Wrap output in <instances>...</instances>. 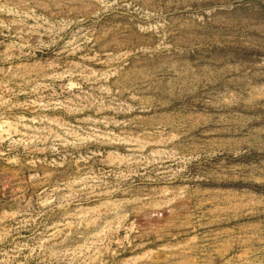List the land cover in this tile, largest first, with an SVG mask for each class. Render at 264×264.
<instances>
[{"label":"rangeland","instance_id":"1","mask_svg":"<svg viewBox=\"0 0 264 264\" xmlns=\"http://www.w3.org/2000/svg\"><path fill=\"white\" fill-rule=\"evenodd\" d=\"M0 264H264V0H0Z\"/></svg>","mask_w":264,"mask_h":264}]
</instances>
